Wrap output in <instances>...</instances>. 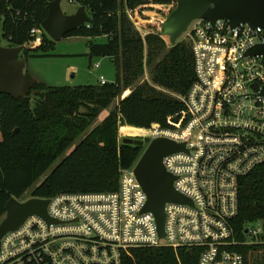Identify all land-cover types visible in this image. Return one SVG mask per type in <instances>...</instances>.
I'll list each match as a JSON object with an SVG mask.
<instances>
[{"label": "built area", "instance_id": "2783aa9c", "mask_svg": "<svg viewBox=\"0 0 264 264\" xmlns=\"http://www.w3.org/2000/svg\"><path fill=\"white\" fill-rule=\"evenodd\" d=\"M154 1L178 5L176 0ZM134 24L143 38L151 34ZM42 33L32 29L36 44ZM182 38L192 47L196 81L186 96L177 97L184 106L178 120L168 119L171 128L156 124L128 135L121 127L120 133L147 145L159 137L186 144L187 151L163 162L175 190L193 205H166L162 237L156 217L143 212L148 198L136 166L122 169L117 191L49 199L54 222L34 216L7 233L0 264H123L126 249L159 247L197 249L199 264H245L237 248L256 244L264 235L263 223H257L248 227L251 239L242 242L233 226L242 179L264 165V55L248 54L264 45V27L197 19ZM100 82L107 83L104 76Z\"/></svg>", "mask_w": 264, "mask_h": 264}, {"label": "trees", "instance_id": "16d2710c", "mask_svg": "<svg viewBox=\"0 0 264 264\" xmlns=\"http://www.w3.org/2000/svg\"><path fill=\"white\" fill-rule=\"evenodd\" d=\"M52 1L0 0L1 37L12 47L36 42L31 31L42 29ZM74 2L79 8L86 7L92 23L66 37L89 40L88 56L110 58L117 80L74 88L35 82L38 95L34 99L0 94V221L8 201L22 200L57 161L51 174L31 191L30 198L119 190L122 169L136 166L145 151L141 146L119 143L121 127L128 135H137V130L154 124L169 128L168 119L178 120L184 110L177 97L186 96L196 81L191 44L181 40L169 48L162 29L143 38L127 15L129 11L135 17H144V12L151 10L168 16L176 8L172 3ZM101 37L107 41H95ZM41 41L25 49L28 60L53 55L57 43L45 33ZM145 67L151 69V83L142 82ZM127 88L131 93L120 98ZM104 110L108 115L97 124ZM239 196V215L233 226L238 239L245 242L248 227L257 223L264 226V165L242 179ZM237 249L245 264H264V235L258 243ZM200 254L197 249L171 247L126 249L123 264H199Z\"/></svg>", "mask_w": 264, "mask_h": 264}, {"label": "water", "instance_id": "95a60500", "mask_svg": "<svg viewBox=\"0 0 264 264\" xmlns=\"http://www.w3.org/2000/svg\"><path fill=\"white\" fill-rule=\"evenodd\" d=\"M62 0L49 3L47 19L42 24L44 33L56 43L61 42L68 33H71L85 24H91L86 7H80L74 14L63 12ZM177 7L168 16L156 11H145L147 18L157 19L163 23V36L171 39L172 44L180 41L189 26L197 19L208 20L213 25L218 21L228 20L233 27L243 23L253 27H264V0H176ZM1 30V26H0ZM36 42L30 45L16 47L0 43V94L15 98L34 99L38 94L34 89L35 80L26 73L28 59L25 49L34 48ZM248 54L264 55V45L248 51ZM264 89V88H263ZM264 94V90L262 92ZM123 144L135 147H145L143 139L125 137ZM186 150V144L177 143L165 137H159L148 144V147L139 158L134 173L141 183L148 202L143 212H150L156 217L158 232L165 237V208L169 203H193L181 195L174 188V177L167 171L163 159L168 155ZM49 199L30 198L26 201L11 198L6 205V213L0 221V246L7 233L17 231L30 217L38 216L52 224L49 218ZM246 235L249 229H246Z\"/></svg>", "mask_w": 264, "mask_h": 264}, {"label": "rangeland", "instance_id": "374dc122", "mask_svg": "<svg viewBox=\"0 0 264 264\" xmlns=\"http://www.w3.org/2000/svg\"><path fill=\"white\" fill-rule=\"evenodd\" d=\"M63 12L66 14H74L78 11L79 6L76 4H71L67 0L61 1ZM151 11V10H147ZM128 17L134 23H141L143 30L146 34L163 31V23L157 22V19L134 16L129 12ZM147 19V20H146ZM1 26V25H0ZM138 30V29H137ZM168 47L170 48L172 43L171 39L162 36ZM41 38V37H40ZM183 38L181 37L180 41ZM86 38L78 37H66L61 42L56 44L55 50L52 52V56L48 58H38L31 57L28 60V64L25 73L32 77L33 80L40 83H44L47 86L55 87H85V85H97L100 83L102 76L105 77L106 81L109 83H114L117 80L116 67L108 57L93 58L88 56L89 47ZM98 43H104L107 40L104 37L95 39ZM0 43L4 46L8 45L7 42L1 37L0 30ZM100 65V68H96ZM150 67H145V76L142 82H152V76L150 74ZM131 93V89H123V94L120 98L126 97ZM118 98L117 102L120 101ZM116 102V103H117ZM108 115V110H104L101 114L97 124L103 121ZM156 125V124H154ZM159 125V124H158ZM152 128V126L150 127ZM149 128V129H150ZM164 128V127H163ZM121 132V130H120ZM123 136L119 134V143H123ZM145 150L148 147L147 142H145ZM59 161L55 162L51 169L39 179L31 191L44 180L45 177L49 176L51 172L55 169ZM31 191L27 192L21 201H26L30 199ZM251 239V236H248Z\"/></svg>", "mask_w": 264, "mask_h": 264}, {"label": "crops", "instance_id": "0c3cea01", "mask_svg": "<svg viewBox=\"0 0 264 264\" xmlns=\"http://www.w3.org/2000/svg\"><path fill=\"white\" fill-rule=\"evenodd\" d=\"M36 82H38V81H36Z\"/></svg>", "mask_w": 264, "mask_h": 264}]
</instances>
